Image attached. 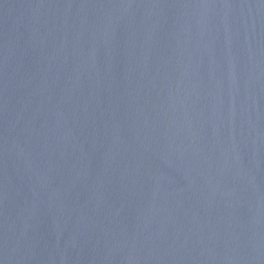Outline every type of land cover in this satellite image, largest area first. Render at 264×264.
<instances>
[{
  "label": "water",
  "instance_id": "95a60500",
  "mask_svg": "<svg viewBox=\"0 0 264 264\" xmlns=\"http://www.w3.org/2000/svg\"><path fill=\"white\" fill-rule=\"evenodd\" d=\"M0 264H264V0H0Z\"/></svg>",
  "mask_w": 264,
  "mask_h": 264
}]
</instances>
